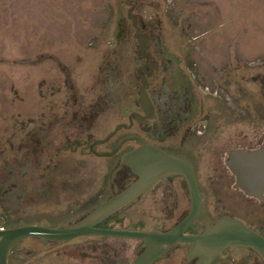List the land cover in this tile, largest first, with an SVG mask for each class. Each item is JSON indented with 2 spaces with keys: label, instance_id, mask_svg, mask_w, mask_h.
<instances>
[{
  "label": "rangeland",
  "instance_id": "rangeland-1",
  "mask_svg": "<svg viewBox=\"0 0 264 264\" xmlns=\"http://www.w3.org/2000/svg\"><path fill=\"white\" fill-rule=\"evenodd\" d=\"M129 14L138 16L139 25L150 22L153 34L173 52L192 56L212 86L222 83L241 100L238 109L244 114H211L212 132L195 141L206 197L204 213L190 232L210 227L226 213L248 224L264 223V207L245 199L224 165L231 147L264 138V0H0V181L15 182L25 194L23 199L5 198L0 191V228L67 226L97 201L107 175L105 161L80 157L63 130L69 128L72 142L91 132L85 117L108 95L107 74L117 64L125 69L128 62L117 59L116 35L118 21ZM224 103L209 98L205 104L207 110L219 111ZM121 110V105L100 110L92 132L106 136L123 122ZM80 125L83 133L76 131ZM35 149L42 160L37 171L32 166ZM56 152L61 167L45 173L46 157ZM12 172L16 179H8ZM175 195L172 211L167 208L172 200L157 190L115 218L124 228L168 229L188 207L182 188ZM138 244L85 238L46 247L26 239L12 247L9 264H131ZM185 258V248L173 249L157 264H184ZM215 264L260 260L234 249Z\"/></svg>",
  "mask_w": 264,
  "mask_h": 264
},
{
  "label": "flooded vegetation",
  "instance_id": "flooded-vegetation-1",
  "mask_svg": "<svg viewBox=\"0 0 264 264\" xmlns=\"http://www.w3.org/2000/svg\"><path fill=\"white\" fill-rule=\"evenodd\" d=\"M138 22L139 18L134 14H129L127 18H122L118 21L116 38L118 42L117 46L121 49V52L119 56L117 50H115L114 53L118 56L117 59L121 61L122 64L128 62L127 64L125 63V69L120 68L121 65L117 64L111 70V73L107 74V80L110 83L108 86V95L101 97L103 101L96 105L97 109L90 111V114L85 117V119L88 120V130L91 132L87 133L85 137H77V139L72 142L71 138L68 136L71 133L68 130L69 128L63 130L66 137L65 141L68 145L73 146L74 152H77L80 157L90 156L103 160L105 161V167H107V175L102 179L104 186L98 192L97 201L93 203L90 210L87 211L84 216L73 223L83 219L111 198L124 192L139 179V177L134 174L131 167L122 165V159L136 150L146 147L158 150L170 158L183 161L192 169L196 183L201 192L203 205L201 217L205 210L206 195L200 183L201 181L196 167L195 141L204 138L209 132H212L214 116L211 114H236V117H238V114H244L243 110L238 109L240 108L238 107V103H241V100L235 99L231 92L227 90V87L222 85V83L212 86L209 79L203 78L198 66L194 61L192 62V56H186L184 58L180 54L173 52L165 45L159 34H153L155 32V27L150 25V22L145 23L141 20L140 25ZM116 84L118 85L117 88H115ZM216 86H219V90L214 88ZM236 96L238 97V95ZM209 98L213 100L223 99V103L225 102L224 107L219 111L207 110L205 103ZM232 101L233 103L230 104ZM233 104L237 106L234 107ZM117 105L122 106L121 115L123 122L117 124L106 136L97 137L92 130H94L96 126V119L100 116V112L109 106ZM226 116L227 115L224 117ZM81 125L76 127V131L80 130V133H83L84 127ZM36 143L37 146L41 144L39 140H36ZM117 148H119L118 151L114 153ZM36 151L35 149L34 153L37 157L32 161V166L35 171L42 167V160L38 159V153ZM234 153H242V156L244 155L243 153L246 155L253 154L254 157L262 156V160H264V138L254 145H235L224 155V165L233 178L234 187L244 195L245 199L252 200L258 203L260 207H264V163L263 165H259L257 164L259 160L254 162V165H252L253 172L249 174L254 182L245 184L243 168L239 166L240 168L237 170L236 175L229 164L232 161ZM59 155L60 153L56 152L46 157V164L43 167L45 173L57 170L59 166L61 167L60 162L57 161ZM23 176H27L26 173H23ZM45 177L46 174L39 175V178L42 180L45 179ZM11 178H17L15 173L12 172L11 176L8 177V179ZM7 181L8 180L0 181L1 196L5 198H15V196H18L23 199L25 194L18 190V185L15 182L7 184ZM66 183V180L62 182L63 185H66ZM177 187L182 188L188 199V207L183 217L174 226L168 229H151L160 230L162 232L169 231L177 226L190 211V193L186 179L181 174L169 173L164 175L153 183L135 201L120 210L116 215L121 214V212L127 210L135 203L142 201L148 194L153 191L156 192L157 190L162 191L164 198L172 200L167 202V208L173 210L174 201L176 203L178 198L175 195ZM107 189L110 191V194L106 196ZM21 199L18 200L17 204H20ZM116 215L106 219L96 227L99 229L143 231L139 228H124L121 222L114 219ZM223 216H230L241 221L226 213L215 220L212 225ZM198 220L187 229L186 234H200L207 229H203L200 232H190L191 228ZM241 222L264 237V223L258 222L248 224L246 221H244L245 223L243 221ZM73 223L67 226L49 228H66ZM85 238L105 237H82L72 241ZM133 241H138L139 244L135 250L136 257L132 260L131 264H134L139 254L144 251V249L139 251V248H141L143 244L142 241ZM53 244L64 243H50L46 247H50ZM189 247V244L176 243L163 251L152 264H157L163 255L173 249L177 250L179 248L186 249L184 264H194V261L187 263ZM234 249L248 251L260 260V264H264L262 258L258 254L246 248H230L224 251L212 264H215L225 253Z\"/></svg>",
  "mask_w": 264,
  "mask_h": 264
},
{
  "label": "water",
  "instance_id": "water-1",
  "mask_svg": "<svg viewBox=\"0 0 264 264\" xmlns=\"http://www.w3.org/2000/svg\"><path fill=\"white\" fill-rule=\"evenodd\" d=\"M237 154L234 153L232 161L229 163L236 175L235 156ZM249 156L254 157L253 154H249ZM122 165L131 167L139 179L127 190L111 198L78 222L66 228H49L38 225L0 228V264H9L8 258L12 247L22 240L36 239L40 240L43 246H48L50 243H65L82 237L142 241L143 244L139 251L141 249L144 251L139 254L134 264H152L163 251L176 243L190 245L187 263L194 261V264H212L224 251L230 248L250 249L258 254L264 262V237L230 216L221 217L214 225L200 234H186L187 229L200 217L203 206L195 176L186 163L170 158L151 147H146L123 157ZM169 173H177L185 177L191 201L189 213L173 229L162 232L160 230L139 231L96 227L135 201L153 183ZM246 183L248 182L245 180Z\"/></svg>",
  "mask_w": 264,
  "mask_h": 264
},
{
  "label": "bare ground",
  "instance_id": "bare-ground-1",
  "mask_svg": "<svg viewBox=\"0 0 264 264\" xmlns=\"http://www.w3.org/2000/svg\"><path fill=\"white\" fill-rule=\"evenodd\" d=\"M244 155L242 156L241 154H239V155H236L235 157V165H236V169L238 170L240 167L239 166H241L243 169V178H244V181L246 180L247 182H249V183H253L254 181H252V178H251V176L249 175L250 173H252L253 171H252V165H254V162L256 161H258L257 162V164H261V165H263V163H264V160H262V156L260 157H258V156H255V157H251V156H249V155H246L245 153H243ZM238 161H239V163H238ZM248 176H249V179H248ZM248 179V180H247Z\"/></svg>",
  "mask_w": 264,
  "mask_h": 264
},
{
  "label": "trees",
  "instance_id": "trees-1",
  "mask_svg": "<svg viewBox=\"0 0 264 264\" xmlns=\"http://www.w3.org/2000/svg\"><path fill=\"white\" fill-rule=\"evenodd\" d=\"M114 219L116 220L117 218H114ZM116 221L121 222V220L119 219V217H118V220H116Z\"/></svg>",
  "mask_w": 264,
  "mask_h": 264
}]
</instances>
